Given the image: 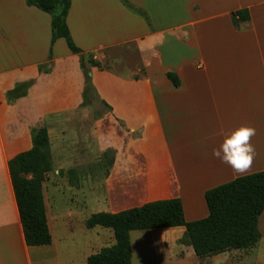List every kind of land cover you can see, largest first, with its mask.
<instances>
[{
  "label": "crops",
  "instance_id": "obj_1",
  "mask_svg": "<svg viewBox=\"0 0 264 264\" xmlns=\"http://www.w3.org/2000/svg\"><path fill=\"white\" fill-rule=\"evenodd\" d=\"M241 8L250 20H236ZM51 21L28 0H0V264H54L58 231L72 230L73 211L59 209L46 180L52 242H26L10 162L32 149L35 128L48 130L53 188L57 176L78 180L86 169L103 167L110 152L109 211L102 212L180 199L187 222L203 219L208 190L264 171V0H71L66 22L84 53L103 62L102 49L132 43L144 69L129 76L91 65L105 107L95 118L82 105L80 56L63 38L52 41ZM241 126L256 130L253 163L242 174L213 155ZM258 228L263 240L264 211ZM141 230L151 231L153 248L177 244L186 233L184 226ZM229 251L214 256L229 261Z\"/></svg>",
  "mask_w": 264,
  "mask_h": 264
},
{
  "label": "trees",
  "instance_id": "obj_2",
  "mask_svg": "<svg viewBox=\"0 0 264 264\" xmlns=\"http://www.w3.org/2000/svg\"><path fill=\"white\" fill-rule=\"evenodd\" d=\"M28 4L50 13L52 41L63 38L69 49L80 56L85 74L82 105L86 106L92 93L97 97L92 86L90 66H104L102 61L94 59L92 54L84 53L73 41L66 22L71 0H28ZM233 15L238 22L250 20L248 8L238 9ZM167 76L175 85H179L180 81L175 73L168 72ZM31 84L32 81L19 84L9 92V98L15 99L20 95V89H26ZM51 168L48 130L44 126L35 128L32 149L19 154L10 162L25 238L30 246L48 245L52 242L43 195V183ZM205 198L209 215L191 222L185 219L180 199L153 201L119 213L92 214L86 222L87 227L111 228L115 243L88 256L87 264H133L130 238L133 230L184 226L186 233L181 241L191 245L199 257L234 249H249L260 241L262 234L258 228V220L264 211V171L244 175L212 188L206 192Z\"/></svg>",
  "mask_w": 264,
  "mask_h": 264
},
{
  "label": "rangeland",
  "instance_id": "obj_3",
  "mask_svg": "<svg viewBox=\"0 0 264 264\" xmlns=\"http://www.w3.org/2000/svg\"><path fill=\"white\" fill-rule=\"evenodd\" d=\"M126 6L133 11L130 4ZM61 40L68 47L66 41ZM98 54L103 58L104 68L129 76H139L144 72L139 54L132 43L105 48ZM89 97L91 100L87 102L85 108L89 109L92 117L95 118L105 107L93 93ZM107 158L110 160V152L103 157V167L95 166L86 169L78 180L74 178L75 176L70 179L69 174L57 176L59 179L56 178L57 186L54 188L51 187L53 185V164L46 174L45 181L51 184L49 188L53 192L52 200L60 206V210H72L74 213L69 222L72 230L67 233L63 227L58 231L59 245L54 253L56 258L54 264H87L88 256L115 243L114 231L111 228L102 226L88 228L86 225L92 214L109 211L104 189V176L107 174L109 165ZM28 176L31 177V174ZM131 241L133 264H264V239H260L249 249L230 250L226 257L229 261L218 257L220 255L198 258L184 241H179L174 245L168 243L155 245L153 248L150 230L132 231Z\"/></svg>",
  "mask_w": 264,
  "mask_h": 264
},
{
  "label": "clouds",
  "instance_id": "obj_4",
  "mask_svg": "<svg viewBox=\"0 0 264 264\" xmlns=\"http://www.w3.org/2000/svg\"><path fill=\"white\" fill-rule=\"evenodd\" d=\"M256 134L252 127L241 126L227 134L213 155L229 165L234 172L244 173L253 163L255 148L250 139Z\"/></svg>",
  "mask_w": 264,
  "mask_h": 264
}]
</instances>
